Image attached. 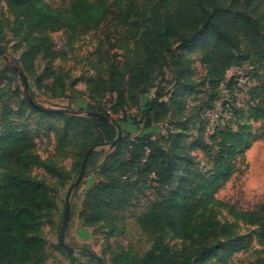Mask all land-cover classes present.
Returning <instances> with one entry per match:
<instances>
[{
  "label": "trees",
  "instance_id": "obj_1",
  "mask_svg": "<svg viewBox=\"0 0 264 264\" xmlns=\"http://www.w3.org/2000/svg\"><path fill=\"white\" fill-rule=\"evenodd\" d=\"M3 1L15 21L34 35L36 47L22 60L20 71L24 75L25 70L35 73V59L39 55L46 59L54 57L49 47L50 33L65 30L86 34L95 31L108 20L112 8L117 10L114 17L117 26L127 29L123 39L128 53L125 56L126 74L113 68L108 71V76L97 72L86 83L87 110L112 118L122 130V139L109 152L99 174L100 180L87 190L79 216L81 225L89 229L110 222L109 233L116 230L118 213L133 207L138 200L140 180L165 190L174 184L176 171L175 165L166 160L160 150V143L167 141L170 135L157 134L154 127V123L163 120L153 114L155 110L164 109V103L159 102L162 94L157 93L146 101L143 108H138V122L135 120L137 116L132 115V122L138 128L133 135L122 126L124 120L118 118L122 111L118 107L124 87L121 77L127 76L128 86L138 89L157 78L152 69L165 66L167 55L172 51L173 38L179 37L183 48L203 39L201 67L214 82L210 105L200 113L199 121L205 136L198 143L201 148L213 151V173L206 178L186 167L185 176L177 182L176 189L170 191L165 204H154L137 218L140 229L150 237L148 247L141 249L138 255H132L131 247L121 244L113 253V264H176L168 235L173 234L182 241L190 240L195 231L192 222L201 217L199 209L212 211L213 208L208 206L217 202L214 194L232 177L236 158H244L245 152L259 137L252 134L250 123L264 125V40L258 23L244 9L224 8L215 0H72L65 18L44 0ZM234 2L241 6L240 0ZM262 22L264 24V15ZM238 35H242L245 43L242 58L234 54L231 45ZM239 62H249L252 69L246 77L251 85L246 84L245 91L238 89L234 92L240 76L227 78L231 70L243 65ZM17 70L14 67L9 71L18 73ZM49 78L52 79L50 89L59 87L60 97L64 96V77L46 71L38 79ZM224 82L231 100L229 110L225 102L223 115L214 131L208 134L209 122L205 114L223 100L220 87ZM239 93H244L245 109L237 105ZM174 95L175 92L170 98ZM37 111L52 118L68 119L64 131L70 123L84 120L89 126L102 128L104 136L92 142L94 145L112 143L117 138L115 126L97 117L90 115L84 119ZM242 117L246 124L233 131L232 124ZM36 149L35 139L27 131L0 137V264H46L51 258L46 252L42 228L46 213L54 208L53 197L48 186L31 175L35 169L43 168L49 173L56 170L55 163L44 161ZM90 160L91 156L88 164ZM229 209L235 219L257 226L259 242L264 246V204L252 212H241L234 207ZM59 249L66 252L60 245ZM237 251L249 252V249L243 247ZM200 257L206 258L208 253L202 252ZM70 260L76 261L71 257Z\"/></svg>",
  "mask_w": 264,
  "mask_h": 264
},
{
  "label": "rangeland",
  "instance_id": "obj_2",
  "mask_svg": "<svg viewBox=\"0 0 264 264\" xmlns=\"http://www.w3.org/2000/svg\"><path fill=\"white\" fill-rule=\"evenodd\" d=\"M44 1L65 18L72 0ZM234 1L215 0L217 5L224 8L244 9L258 23L264 40V0H240L241 6L235 5ZM116 15L117 10L112 8L108 20L99 29L86 34H73L65 30L49 34V47L53 50L54 57L46 59L39 55L35 59V73L24 71L29 85L28 93L36 104L47 109L82 113L77 118L90 117L87 115V81L96 76L97 72L108 76V71L113 68L118 69L120 74H126L124 70L128 67L125 64L128 53L123 40L127 29L117 26L114 21ZM0 38V137L27 131L34 137L36 150L41 158L55 163L56 171L49 173L40 168L33 170L31 175L43 181L53 197L54 208L46 213L42 228L46 252L55 264H96L93 260L82 258L72 262L67 252L59 249L58 234L68 191L79 175L86 152L94 145L92 142L103 138V129L93 124L89 126L84 120L76 124L70 123L69 128L64 131L68 119L49 117L38 113L31 106L25 82L19 72L23 67V57L36 47L34 35L22 23L15 21L3 0H0ZM202 42V38L197 39L183 48L179 37L173 38L172 51L167 55L165 66L152 69L157 78L138 89L128 86L127 76L121 77L124 87L122 102L118 107L122 111L118 118L124 120L122 126L133 135L138 128L133 124L132 118L139 115L138 108H143L146 101L153 99L157 93L162 94L159 102L164 103V109L155 110L153 114L157 119L163 120L154 123V127L157 134L170 135L167 141L160 143V150L162 156L175 165L176 171L174 184L169 189H156L140 180L138 200L133 207L118 213L119 219L115 223L114 232L109 233L111 223L106 222L95 229L82 231L83 238L72 241L75 247L95 251L105 264H113V253L121 244L129 245L132 255H138L141 249L148 247L150 237L140 229L137 218L154 204H165L170 191L176 189L177 182L185 176L186 167L206 178L213 173L214 153L201 148L198 143L205 136L199 121L200 113L210 105L214 82L213 77L201 67ZM231 45L234 54L242 58L241 52L245 51L242 35H238ZM239 63L243 65L231 70L227 78L240 76V83L234 87V92H238V89L245 91L247 85H251L246 77L252 69L249 62ZM15 66L20 68L18 73L10 72ZM46 71L64 77V96L60 97L59 87L50 89L51 78L44 81L38 79ZM226 88L220 87L222 102L229 96ZM173 92L175 97L170 98ZM243 99L244 93H239L237 105L245 109L246 100ZM107 100L111 101V98ZM139 116L135 119L136 122L137 119L140 120ZM245 124L243 117L240 120L237 118L232 124V130L236 131ZM250 124L252 134L259 137L245 152L244 158H236L232 177L214 194L217 202L208 206L209 209L213 208L212 211L199 209L201 217L192 222L195 231L189 241H182L173 234L168 235L167 240L176 264H264V246L259 242L257 226L235 219L229 209L234 207L241 212H252L264 204V125ZM109 152V148H100L91 155L86 176L72 197L68 228L78 221L83 211L85 194L90 186L100 180L99 174ZM78 228L82 229L80 225ZM243 247L249 249V252L237 251ZM202 252L208 253V257L201 258Z\"/></svg>",
  "mask_w": 264,
  "mask_h": 264
},
{
  "label": "water",
  "instance_id": "obj_3",
  "mask_svg": "<svg viewBox=\"0 0 264 264\" xmlns=\"http://www.w3.org/2000/svg\"><path fill=\"white\" fill-rule=\"evenodd\" d=\"M0 51L2 52L1 49H0ZM15 68L20 70V68L17 66H15ZM20 72L22 74L23 81L25 82V88L27 90L28 102L35 109H37L43 113H46V114L75 116V117L82 115V113L76 112V111L60 110V109H47V108H43V107L39 106L38 104H36L34 102V100L32 99L31 95L28 93L29 85L27 84V78L22 73V71H20ZM87 115L97 117V118L115 126V128L117 130V138L112 143L95 144L86 152L84 159H83V162H82V166H81V170L79 172V175L77 176L75 181L72 183V185L68 191V194L66 196L64 213L62 216V221H61L59 234H58V244L66 250L68 256L71 258H74V259H81L82 258V259H87V260H93L96 264H104L103 258L101 256H99L95 251H93L91 249L84 248V247L71 246L67 243V240H66V233H67V229H68V225H69V221H70V217H71L72 197H73V194L75 193L76 189L78 188V186L81 184V182L83 181V179L86 176L89 157L96 150H98L100 148H109V150H113L115 148V146L117 145V143L122 139V130L112 118L101 116V115L94 113V112H87Z\"/></svg>",
  "mask_w": 264,
  "mask_h": 264
},
{
  "label": "built area",
  "instance_id": "obj_4",
  "mask_svg": "<svg viewBox=\"0 0 264 264\" xmlns=\"http://www.w3.org/2000/svg\"><path fill=\"white\" fill-rule=\"evenodd\" d=\"M230 73V72H229ZM228 73V74H229ZM221 86H224L226 88V85L225 84H222ZM227 90V88H226ZM228 92V90H227ZM227 100H225L224 102L222 101H218L216 103V107L214 110L212 111H209L205 114V117L208 119V122H209V125L207 127V133L208 134H211L215 127H216V124L218 122V120L220 119V117L223 115V112H224V106L223 104L226 102L225 104V107L227 108V110H229V104L231 102L230 98H226ZM247 263V262H246ZM244 264V263H243Z\"/></svg>",
  "mask_w": 264,
  "mask_h": 264
},
{
  "label": "crops",
  "instance_id": "obj_5",
  "mask_svg": "<svg viewBox=\"0 0 264 264\" xmlns=\"http://www.w3.org/2000/svg\"><path fill=\"white\" fill-rule=\"evenodd\" d=\"M91 187V186H90ZM80 225V228H78ZM85 230H89V228H85L81 225V222L80 220L78 219V221L75 222V224L71 227V224L67 230V233H66V240H67V243L71 246L72 245V241L73 240H76V241H79L81 240L83 237L81 236V232L82 231H85ZM52 259H49L46 264H55V261H51Z\"/></svg>",
  "mask_w": 264,
  "mask_h": 264
}]
</instances>
